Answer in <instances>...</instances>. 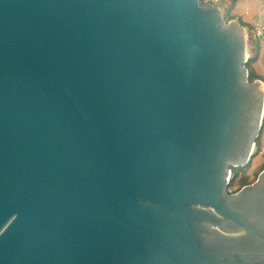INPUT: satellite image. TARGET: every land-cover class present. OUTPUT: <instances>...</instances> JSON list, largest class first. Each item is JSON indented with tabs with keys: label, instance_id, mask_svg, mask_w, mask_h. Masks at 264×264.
Here are the masks:
<instances>
[{
	"label": "water",
	"instance_id": "95a60500",
	"mask_svg": "<svg viewBox=\"0 0 264 264\" xmlns=\"http://www.w3.org/2000/svg\"><path fill=\"white\" fill-rule=\"evenodd\" d=\"M247 62L201 0H0V264H264Z\"/></svg>",
	"mask_w": 264,
	"mask_h": 264
},
{
	"label": "rangeland",
	"instance_id": "374dc122",
	"mask_svg": "<svg viewBox=\"0 0 264 264\" xmlns=\"http://www.w3.org/2000/svg\"><path fill=\"white\" fill-rule=\"evenodd\" d=\"M241 0H201L203 5L212 4L219 6L222 10L224 20L237 21L231 16V11L240 9V15H244L246 10L240 7ZM246 15V14H245ZM238 20L245 29L246 32V58L248 62L246 63V68L249 75L250 83L257 81L256 74L254 72V61L260 54L261 44L264 40V34L261 36L258 34V27L264 24V16L259 21H254L251 24ZM264 88V86H263ZM264 116V115H263ZM262 125L258 132V136L255 140V144L252 151V156L250 161L239 167H230V183L228 185V194H234L240 191L245 186L253 184L260 174L264 171V117L262 119Z\"/></svg>",
	"mask_w": 264,
	"mask_h": 264
},
{
	"label": "crops",
	"instance_id": "0c3cea01",
	"mask_svg": "<svg viewBox=\"0 0 264 264\" xmlns=\"http://www.w3.org/2000/svg\"><path fill=\"white\" fill-rule=\"evenodd\" d=\"M239 6L246 10L244 15L239 14L241 11L238 8L230 12L231 16L237 21L242 16L243 22L251 24L254 21H259L264 16V0H241ZM253 66L257 81H260L264 86V40L261 44L260 54L254 61Z\"/></svg>",
	"mask_w": 264,
	"mask_h": 264
},
{
	"label": "built area",
	"instance_id": "2783aa9c",
	"mask_svg": "<svg viewBox=\"0 0 264 264\" xmlns=\"http://www.w3.org/2000/svg\"><path fill=\"white\" fill-rule=\"evenodd\" d=\"M257 31H258V34L262 36L264 34V24L260 25Z\"/></svg>",
	"mask_w": 264,
	"mask_h": 264
}]
</instances>
